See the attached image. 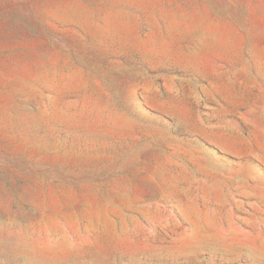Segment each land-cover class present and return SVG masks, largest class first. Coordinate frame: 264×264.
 <instances>
[{
  "label": "rangeland",
  "instance_id": "obj_1",
  "mask_svg": "<svg viewBox=\"0 0 264 264\" xmlns=\"http://www.w3.org/2000/svg\"><path fill=\"white\" fill-rule=\"evenodd\" d=\"M0 264H264V0H0Z\"/></svg>",
  "mask_w": 264,
  "mask_h": 264
}]
</instances>
